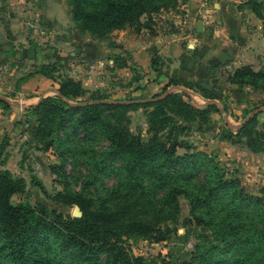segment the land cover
Returning a JSON list of instances; mask_svg holds the SVG:
<instances>
[{
    "label": "trees",
    "instance_id": "obj_1",
    "mask_svg": "<svg viewBox=\"0 0 264 264\" xmlns=\"http://www.w3.org/2000/svg\"><path fill=\"white\" fill-rule=\"evenodd\" d=\"M180 1L188 0H67V12L81 32L118 46L122 44L114 38L116 29H153V13L174 9ZM244 6L262 19L264 28V0H246L240 3ZM159 58L156 54L152 59L158 74ZM127 65V56L114 55V67ZM61 69V63L51 62L36 70L58 79V93L27 109L36 117L33 142L42 149L55 147L61 157L51 166L63 182L54 198L78 207L80 214L64 213L40 200L14 202L12 196L26 190V180L0 162V264H147L128 240L169 237L175 227L168 221L178 218L180 194L190 203L188 223L206 230L197 235L200 241L180 264H264V196L249 191L240 178L228 177L212 154L189 151V143L180 137L188 123L209 120L220 106L212 101L197 105L185 90L167 92L168 84H183L199 87L209 99L220 98L213 89L172 76L151 96L108 98ZM228 74L231 83L264 92V70L243 64ZM140 77L135 75L136 80ZM141 98L150 99L137 101ZM0 106L8 108L11 102L0 96ZM140 107L146 110L147 135L131 128V111ZM257 114L235 130L228 126L222 138L264 151V132L255 129ZM82 139L108 141L103 157L93 154L86 159L106 174L119 176L116 188L106 195H93L87 184L75 189L67 180L64 166L68 156L78 158ZM6 143L0 141V156ZM179 147L188 151L180 153ZM201 171L203 180L196 181ZM119 186L124 193L118 201Z\"/></svg>",
    "mask_w": 264,
    "mask_h": 264
},
{
    "label": "crops",
    "instance_id": "obj_2",
    "mask_svg": "<svg viewBox=\"0 0 264 264\" xmlns=\"http://www.w3.org/2000/svg\"><path fill=\"white\" fill-rule=\"evenodd\" d=\"M43 1L38 0L37 4L30 2L22 6L26 10H19L8 0H0V93L11 99V93H14L15 97H24L26 103L22 107L0 108L3 111L0 114V133L16 132V123L22 120L23 115L17 109L23 108L21 112H28L26 107L37 104L45 95L58 93V79L36 72L45 63H61L63 73L82 79L84 84L104 81V76L97 77V74H106L107 69H111L115 73L123 70L124 77L127 74L125 87L151 79L147 85L153 88L164 87L172 76H177L197 80L213 89L216 72L223 75L243 64L264 70L263 21L251 8L240 7V3L246 0H214V7L204 0L180 1L179 11L159 14L169 17L172 13L180 27L173 28L164 19L154 23L153 29L142 27L140 32H135L133 27L116 29L114 38L124 46L122 43L111 46L81 32L72 22L63 1ZM32 8L33 15L38 16L33 19L26 13ZM200 20L203 30L198 29ZM32 29L35 35L30 33ZM142 34L148 38H137ZM116 54L127 56L128 65L114 67ZM156 54L160 57L159 74L152 67ZM137 73L141 76L138 80L135 79ZM174 85L193 90L173 83L168 84V89H176ZM194 95L200 96L198 92ZM204 98L200 102H209V98ZM34 125L35 122L29 129L32 130ZM222 142L231 153L243 155L247 152L252 157L264 153L246 150L229 141Z\"/></svg>",
    "mask_w": 264,
    "mask_h": 264
},
{
    "label": "rangeland",
    "instance_id": "obj_3",
    "mask_svg": "<svg viewBox=\"0 0 264 264\" xmlns=\"http://www.w3.org/2000/svg\"><path fill=\"white\" fill-rule=\"evenodd\" d=\"M37 1L38 0H8L11 6L19 10H26L23 9L24 6L30 2H36L35 4H37ZM61 1H63L66 6L68 5L67 0ZM204 1L210 3L214 7V0ZM179 10L180 9L176 7L174 9H164L159 12H154V23L158 24L165 19L167 21L166 24L171 27H180V25L174 21L177 17L172 15V13L169 17L159 15L164 11L173 12ZM28 11L29 12H25L29 13L28 15L30 18L38 17L33 15V8ZM30 27L34 28L32 26ZM30 33L36 34L34 29H32ZM143 34L141 36L138 35L139 37L137 38H148V35ZM41 43L45 44V42ZM120 43H122L123 46L125 45L123 42ZM107 70L106 74L102 72L97 74V77L104 76V81H99L96 78L95 80L98 81H88L84 85L89 89H99L104 94L108 95V98L151 96L153 93L162 90V85L156 88H153L151 85L148 86L147 84L151 79L147 82L146 79H143V81H136L132 86L125 87L123 84L128 78L126 77L127 74H125L126 78L124 77L123 70L121 71L119 69L120 71L118 70L119 72L117 73L113 72L114 70L111 69ZM214 75L213 81L215 86L213 91L220 96V98H217L220 110L212 111L207 121H193L188 123V125H190L189 128L186 129L180 137L184 142L189 143V151L203 150L212 154L221 163L228 177L240 178L242 184H244L249 191L264 196V153L257 157H252V154H248L247 152L243 155H239L237 152L231 153V151L227 150V146L223 144L224 142H222L229 141L222 138L228 126L235 130L230 124H240L249 113L259 106L263 108L257 114L258 120L255 122V129L259 132H264V105H262L264 104V92L254 90L250 86L244 87L231 83L227 80L228 73L220 75L216 72ZM192 89L196 92L190 90L188 93L189 96L187 97L197 105H204L203 103L206 102H200V99L206 96L202 94L201 89H199V87H193ZM172 91H180V89L174 88ZM11 92L12 91H9V93ZM197 92L200 94L199 98H197V95H194ZM11 95L15 102L26 104L23 99L24 97H15L14 93H11ZM11 105L16 104L13 101ZM0 108L2 107L0 106ZM20 109L21 110L17 109V111L23 113V115L22 120L16 123V132L8 133L7 131H3L0 133V141L7 142L4 144L3 154L0 156V162H3L1 164L2 167L10 168L14 174L23 176L26 180V190L24 192H16L12 196V200L14 202L29 200L33 203L40 200L51 208H56L64 213L70 212L79 215L80 212L77 207L62 204L54 198L55 193L63 188V182L62 176H60L58 172L53 171L51 166L59 163L61 157L55 150V147L42 149L38 147L36 141L33 142L32 136L29 135L31 131L29 128L34 122L36 123V117L32 116L29 112H21L23 108ZM247 111L248 114L245 116ZM2 113L3 111L1 110L0 114ZM146 115L144 107L131 111V128L135 132H141L147 135L148 124ZM81 135H83V133ZM80 142H83V144L79 143L81 147H78L80 150L79 155H77L78 158L74 160V157L68 156V161L64 166L69 175L67 179L68 182H70L75 189H79L87 184L86 188L90 193L96 196L108 194L110 190L116 188V185L120 181L119 176L113 173L106 174V172L100 170L99 167H94L93 164L86 162V159L93 154H95L97 159L101 156L103 157L104 153L107 151L108 141L106 139H98L97 141L86 142L82 139ZM236 146L251 150L245 144H236ZM10 149H12V151H10ZM178 151L184 153L188 150L185 147H179ZM115 164L120 165V162L116 161ZM198 175L199 176H196L195 180H203L204 172L201 171ZM123 193V187H117L116 199L118 201L120 200V195H123ZM160 195H162L161 191L158 193V196ZM178 197L180 212L176 220L171 219L168 221L172 227H175L169 237L160 241L139 237H131L128 240L135 253L144 256L147 264H180L189 257L194 245L200 241V237L197 235H199V233H206V230L194 221L191 225L188 223L186 219L190 215L189 200L184 194H180Z\"/></svg>",
    "mask_w": 264,
    "mask_h": 264
},
{
    "label": "water",
    "instance_id": "obj_4",
    "mask_svg": "<svg viewBox=\"0 0 264 264\" xmlns=\"http://www.w3.org/2000/svg\"><path fill=\"white\" fill-rule=\"evenodd\" d=\"M198 29L199 30H203V23H202V20H200L199 22H198ZM174 87H177V88H179V89H181V90H185V91H190V90H188L187 88H185V87H182V86H179V85H174ZM168 91H172V88H169L168 90H167V92ZM0 96L1 97H3V98H5V99H7L8 101H10V102H13L14 101V103L16 104V105H18V106H24V104L23 103H18V102H15V100L14 99H11L10 97H8V96H6V95H4V94H0ZM150 98H141V99H137V101H146V100H149ZM209 101H212V102H216V103H218L217 102V100L216 99H208ZM102 101H113V99H103ZM125 101V100H124ZM263 107H257L256 109H254L251 113H249L243 120H242V122L240 123V124H238V125H232V124H230L232 127H234L235 129H237L238 127H240L241 125H243L245 122H247L248 120H250L254 115H256L257 113H259L260 111H261V109H262ZM78 208V207H77ZM79 212H80V210H79Z\"/></svg>",
    "mask_w": 264,
    "mask_h": 264
}]
</instances>
